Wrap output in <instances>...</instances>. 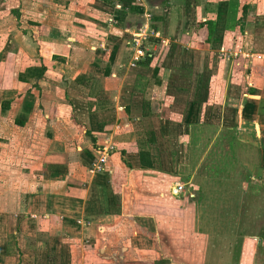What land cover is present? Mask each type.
<instances>
[{
    "label": "crops",
    "instance_id": "crops-1",
    "mask_svg": "<svg viewBox=\"0 0 264 264\" xmlns=\"http://www.w3.org/2000/svg\"><path fill=\"white\" fill-rule=\"evenodd\" d=\"M165 1L34 0L39 92L0 82V264H264V0Z\"/></svg>",
    "mask_w": 264,
    "mask_h": 264
},
{
    "label": "rangeland",
    "instance_id": "rangeland-1",
    "mask_svg": "<svg viewBox=\"0 0 264 264\" xmlns=\"http://www.w3.org/2000/svg\"><path fill=\"white\" fill-rule=\"evenodd\" d=\"M6 1L8 2V0H6ZM53 1L60 8L65 9L67 7L66 6V0H53ZM145 1L150 6L151 5L152 6L168 5V7L171 8V10L169 12L171 14L174 13V15L176 14V11L173 9L174 6H171V4L166 3V1L163 2V0H142V2H145ZM4 2H5V0H4ZM7 2H5L6 4H4L3 2L0 3V46H2V50L0 51V61H1V59H3L4 62H2V61L1 62L3 64H5V62H6L5 66L7 67L3 71L5 74H0V82H1V80H3L4 86H6V85L11 86L14 82L17 83V80H16V78H17L18 81L21 83L20 84V86H21L20 91H22L23 93L27 92L30 95L33 94V92L38 93L39 88L37 86L35 87V89L34 88L33 89L32 88L25 89V88H26L27 84H30L33 81L37 80L36 78L38 77V71H37L38 68L40 67L39 69H41L45 65L38 58V56L34 53V51L36 50V42H35L34 37L32 35V33H33L32 29L27 28L24 30V28H22L21 26L26 25V20L31 19L30 17H33V16L35 17L34 13L38 12V9L40 6L34 4V0H12V1L9 0V2L8 3ZM56 13L58 15H61L60 13H63V11L58 10ZM22 14H23V21L22 22L19 21L17 24L16 21L19 20V18L21 17ZM16 18H18V19H16ZM128 18L131 19L130 21H133V22L144 20V16L137 15V14H131V13L129 14ZM84 19H86V17ZM133 22H131V24H133ZM86 32L89 33L90 31H86ZM9 39L11 41H8ZM139 43L141 44V47H142L143 42L140 41ZM134 47L136 48L135 42H134ZM28 49H31V51L33 53L29 54L27 51H25ZM143 50L145 51V49H143ZM223 53H224V55L221 57H222V59L223 58L226 59V61L223 60L224 62L222 64V67L224 68L225 73H227L223 76L227 75V76H229V79L235 78V74L233 75L232 70H231L232 67L236 66L235 59L231 55L232 52H231V50L226 49ZM146 55L147 54H145V56ZM38 60H40L41 62H39ZM34 65H36V66L34 67ZM20 66L22 67L23 70L21 73L16 74V72L19 70ZM216 66H217V69L220 68V66H221L220 59H217ZM2 75H3V77H1ZM3 93L4 92H2L0 94L4 95ZM6 95H8V93H6ZM39 97H41V96H39ZM45 97L46 96H44V99H45ZM8 111H7L8 112L7 114H9V117L11 118L10 113L14 114L15 111L10 110V109H8ZM10 123H12V122H10ZM6 126H7V130H8V134H13L12 138H15V136H17L18 132L23 131V129L16 128L15 126H12V124L8 125L6 123ZM9 141L11 143V146H13L14 141H11V139H9ZM11 148L12 147L7 149V152L9 154L8 155L5 154L6 157L8 156L7 158L9 161L11 159H13V156H14V154L10 151ZM0 161H1V157H0ZM227 168L233 169V168H231V165H229ZM25 171L27 173H29L30 170L28 171L25 169ZM13 172H15V171H13ZM185 192H186V190H185ZM190 192H192V190L190 188H187L186 193H190ZM231 192H232V190L231 191L229 190V194ZM253 197H254V195L250 194V199H252ZM141 198L143 200H146L143 195H141ZM229 206H232L231 203H229ZM256 206H257L256 203L249 204L248 208H247L248 213L253 212L252 214L254 215L255 210H256ZM240 213H242V212H240ZM217 215L221 216V212L217 211ZM239 216L241 217L243 215H239ZM242 218L243 217H241V219ZM3 238H4V235L0 234V244L4 243ZM12 257H13V260L10 262V264H16L17 258L15 256H12Z\"/></svg>",
    "mask_w": 264,
    "mask_h": 264
},
{
    "label": "built area",
    "instance_id": "built-area-1",
    "mask_svg": "<svg viewBox=\"0 0 264 264\" xmlns=\"http://www.w3.org/2000/svg\"><path fill=\"white\" fill-rule=\"evenodd\" d=\"M132 41L135 42L136 44V48H135V55L137 59L143 58L145 56V51L143 50L144 48L141 47L140 42V38L139 36L136 39H133ZM105 161V159H101V161H99L98 163L95 164V169L96 170H101L103 165L102 163ZM185 190V185L181 182H176L174 187H173V193L175 195H180L181 193H183V191Z\"/></svg>",
    "mask_w": 264,
    "mask_h": 264
},
{
    "label": "trees",
    "instance_id": "trees-1",
    "mask_svg": "<svg viewBox=\"0 0 264 264\" xmlns=\"http://www.w3.org/2000/svg\"><path fill=\"white\" fill-rule=\"evenodd\" d=\"M247 9H248V7L245 5V6L243 7L244 13L247 12ZM200 26H202L201 23L198 24V28H199ZM198 28H197V29H198ZM213 29H214V24L211 23V27H210V29H209V30H210V33H209L210 36L213 35ZM112 56H114V55L112 54ZM45 69H46V67H42V68H41V72H43ZM203 80H204V84H207V83H208V81H209V74H207V72L204 74V78H203ZM263 149H264V147H263Z\"/></svg>",
    "mask_w": 264,
    "mask_h": 264
}]
</instances>
